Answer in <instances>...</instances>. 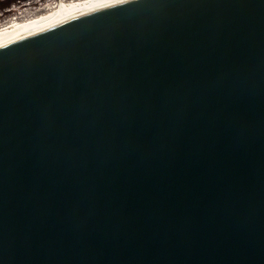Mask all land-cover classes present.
<instances>
[{
    "label": "water",
    "instance_id": "water-1",
    "mask_svg": "<svg viewBox=\"0 0 264 264\" xmlns=\"http://www.w3.org/2000/svg\"><path fill=\"white\" fill-rule=\"evenodd\" d=\"M0 264H264V0L0 42Z\"/></svg>",
    "mask_w": 264,
    "mask_h": 264
},
{
    "label": "bare ground",
    "instance_id": "bare-ground-1",
    "mask_svg": "<svg viewBox=\"0 0 264 264\" xmlns=\"http://www.w3.org/2000/svg\"><path fill=\"white\" fill-rule=\"evenodd\" d=\"M117 1L120 0H57L53 4H50L51 2H49L48 6L47 4L45 5L47 7L41 6L38 13L34 12V14L32 12L33 15L30 17H25V19H22L23 16L14 17V15V18L8 20V23L0 25V42L68 18L70 16H74ZM32 10H34V8Z\"/></svg>",
    "mask_w": 264,
    "mask_h": 264
},
{
    "label": "rangeland",
    "instance_id": "rangeland-1",
    "mask_svg": "<svg viewBox=\"0 0 264 264\" xmlns=\"http://www.w3.org/2000/svg\"><path fill=\"white\" fill-rule=\"evenodd\" d=\"M56 1L57 0H44V1L43 0H0V20H1L0 25L8 23L9 22L8 20H11L17 16L18 17L23 16L24 18L22 17V19H25V17H30L33 15L32 12L38 13L40 11L39 8L41 6L47 7L49 5V2H51L50 4H53ZM46 4L47 6H45ZM33 8L35 11L32 10Z\"/></svg>",
    "mask_w": 264,
    "mask_h": 264
}]
</instances>
